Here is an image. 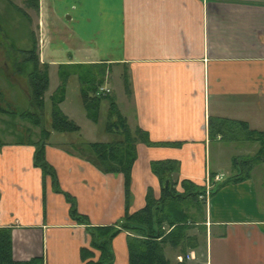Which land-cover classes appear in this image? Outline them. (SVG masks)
Instances as JSON below:
<instances>
[{
	"label": "crops",
	"instance_id": "0c3cea01",
	"mask_svg": "<svg viewBox=\"0 0 264 264\" xmlns=\"http://www.w3.org/2000/svg\"><path fill=\"white\" fill-rule=\"evenodd\" d=\"M35 33L39 64L49 70L106 65L117 72L119 95L112 98L119 113L162 145H136L126 200L123 176L101 172L54 143L63 133L52 132L44 147L60 193L33 165L38 137L1 142L0 228L11 231L13 259L84 264L87 226L116 224L148 198L159 200L161 183L150 164L170 160L177 163L172 180L178 187L186 180L207 191L197 214L198 221L204 215L205 233L186 260L264 264V198L257 193L264 183L256 184L253 169L246 180L226 182L239 173L236 158L260 149L248 131L264 132V0H38ZM210 119L225 122L222 133L210 136ZM72 205L89 225L70 216ZM127 236L112 240L113 264H128Z\"/></svg>",
	"mask_w": 264,
	"mask_h": 264
},
{
	"label": "trees",
	"instance_id": "16d2710c",
	"mask_svg": "<svg viewBox=\"0 0 264 264\" xmlns=\"http://www.w3.org/2000/svg\"><path fill=\"white\" fill-rule=\"evenodd\" d=\"M26 6L37 12L38 0H25ZM12 5V4H11ZM14 6V5H12ZM20 17L27 21V14L16 6L13 7ZM30 40L28 48L17 47L16 41L10 39V51L14 58L12 67H17L16 72L27 76L31 88V103L35 111H24L20 118L30 122L35 128H39L38 141L33 142L34 147L33 165L38 167L45 175L51 177L53 181V190L60 193L56 185L54 172L50 165L45 161L44 147L46 140L49 139L52 132L55 133H73L79 134L80 128L70 120L60 109L66 92V84L71 76L81 83L80 98L86 112L87 118L93 123L97 122L98 111L102 100L107 99L109 106L106 116V130L112 136L111 141L106 143H86L81 140L80 145H73L68 150L86 159L98 170L104 173L121 174L124 179V191L126 200L129 199L131 169L136 160V145L142 143L146 146H156L150 141L146 132L138 127L131 129L126 119L119 113L117 106L104 91L97 92L95 78L88 73V70L74 73L72 69L86 68L95 66H59L58 78L59 85L54 93L50 96L51 102V120L50 129L43 127V107L44 94L48 89V67L40 65L37 53V44L32 33L27 36ZM26 47V46H24ZM16 57L22 59H16ZM40 66L42 67L40 69ZM99 66V65H98ZM100 76H104L105 67L100 66ZM124 86L127 89V78L124 76ZM102 78H99L96 85L101 86ZM127 91V90H126ZM129 93V92H128ZM13 115L9 111L0 108V115ZM223 120L210 119L208 130L210 136H216L221 129ZM240 125H243L239 123ZM246 129V127H245ZM229 133H224L227 136ZM248 135L253 141L260 145L259 151L253 156L245 159L233 161L237 166L239 173L236 176L227 179L226 182H237L246 180L253 167L264 161V132L248 131ZM114 137L116 139L114 140ZM1 145V142H0ZM75 147H80L75 151ZM151 171L159 177L161 183V196L159 200L152 201L147 199L146 205L133 214H125L124 217L116 224L110 226H87L86 217L78 214L75 207H71L70 216L78 223L87 226L90 235L88 247L80 250V258L84 264H113L114 254L112 251V240L120 233H127V250L128 264H174L165 256V247L177 251L178 256L182 258L181 262L176 264H205L187 262L186 257L189 251H196L199 247L198 236L204 235L205 230L198 221L197 214L203 211L205 189L195 185L193 182L183 180L179 183L181 191H176L177 182H173L172 173L177 170V163L167 161H152L150 164ZM165 181H168L164 187ZM224 182V183H226ZM223 185V184H222ZM211 193V192H210ZM69 202H73L68 195H64ZM194 208L196 215L191 213ZM197 229V235L191 234ZM98 254V256L95 255ZM0 264H44L41 257H35L28 261H16L12 257L11 231L8 228H0Z\"/></svg>",
	"mask_w": 264,
	"mask_h": 264
},
{
	"label": "rangeland",
	"instance_id": "374dc122",
	"mask_svg": "<svg viewBox=\"0 0 264 264\" xmlns=\"http://www.w3.org/2000/svg\"><path fill=\"white\" fill-rule=\"evenodd\" d=\"M11 4L16 6V8L23 10L27 14L29 20L27 21L23 17H20L13 8L14 6ZM30 33H32L35 38V13L32 8L26 6L25 0H0V108L13 113V115H0V142L3 143L35 141L39 135V128H35L30 122L20 118L19 116L24 111L33 112L35 109L31 103V88L29 80L26 75L15 71L17 67H12V65L17 63H14V58L11 55L12 53H9L11 47L9 41L11 38L16 41V46L18 48H28L31 46L32 43L31 45L29 43L31 38L29 40L27 37L30 35ZM16 59L19 60L20 58L16 57ZM100 66L104 65L76 68L72 70L76 71L74 73H78L82 70H88V73L93 75L95 78L94 85L98 89L97 92L104 91L108 96H111V98L112 94L114 93H116L118 96L119 93L117 90V85L119 83V77L117 72H114L113 69L110 71L105 68V74L102 77L99 74ZM41 68L42 67L40 66V69ZM55 71L56 70L52 69H48L47 71L48 78L49 75H51V80L49 82L48 89L44 94V107L42 116L43 127L47 130L50 129L51 120L50 96L54 93L55 89L59 85L58 68L57 73ZM99 78H102L103 80L101 82V86L96 85ZM80 87L81 83L76 78V76H71L66 84V92L63 104H60V109H62L67 114H71L76 121V124L80 127V133L78 135L73 133H63V137L59 135V137L53 140L54 143L63 146L62 148L67 151L70 150V147L73 145H80L79 142H81V140L84 142L91 140L93 142L102 143L103 141L109 142L112 139V136L106 130V116L109 101L107 99L101 101L97 122L93 123L84 117L85 110L80 98ZM112 89L114 90L113 92ZM28 134H30V136H28ZM115 139L116 137H114V140ZM49 140L47 139L46 142ZM242 145L236 143V147H241ZM228 146L229 145L226 144L224 145V148L228 149ZM79 148L75 147L74 150L78 151ZM247 148L252 149L250 146ZM249 153L251 155L249 157H253L256 154L253 149ZM236 159L238 160L243 158ZM254 167L252 176L254 177L256 184L258 183L260 185L261 182L264 183V161L257 163ZM219 169V172H221L224 176L227 175L226 177L232 175L230 168L221 167ZM173 182L175 183V181ZM175 190L180 191V188L177 186L175 187ZM257 193L260 202H262L264 198V190H259ZM164 252L165 256L168 257V259L171 258L173 263L176 264V251H173L168 246H166Z\"/></svg>",
	"mask_w": 264,
	"mask_h": 264
},
{
	"label": "water",
	"instance_id": "95a60500",
	"mask_svg": "<svg viewBox=\"0 0 264 264\" xmlns=\"http://www.w3.org/2000/svg\"><path fill=\"white\" fill-rule=\"evenodd\" d=\"M167 184H168V181H165V183H164V187H166V186H167Z\"/></svg>",
	"mask_w": 264,
	"mask_h": 264
},
{
	"label": "built area",
	"instance_id": "2783aa9c",
	"mask_svg": "<svg viewBox=\"0 0 264 264\" xmlns=\"http://www.w3.org/2000/svg\"><path fill=\"white\" fill-rule=\"evenodd\" d=\"M178 260H181V258H178Z\"/></svg>",
	"mask_w": 264,
	"mask_h": 264
},
{
	"label": "bare ground",
	"instance_id": "6f19581e",
	"mask_svg": "<svg viewBox=\"0 0 264 264\" xmlns=\"http://www.w3.org/2000/svg\"><path fill=\"white\" fill-rule=\"evenodd\" d=\"M207 193V191H205V194Z\"/></svg>",
	"mask_w": 264,
	"mask_h": 264
}]
</instances>
